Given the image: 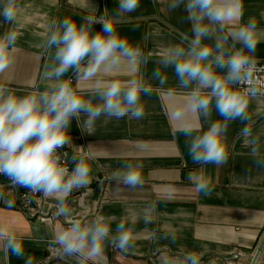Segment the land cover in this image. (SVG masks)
Instances as JSON below:
<instances>
[{
    "label": "clouds",
    "instance_id": "1",
    "mask_svg": "<svg viewBox=\"0 0 264 264\" xmlns=\"http://www.w3.org/2000/svg\"><path fill=\"white\" fill-rule=\"evenodd\" d=\"M139 5L140 0H118L114 12L105 9L99 16L87 14L80 24L71 16L53 20L42 45L51 62L42 73L43 88L18 95L19 90L0 83V175L13 188H25L57 202L58 215L66 219L68 226L56 231L52 242L62 258L74 257L77 264L94 261L106 245L124 253L135 249L141 233L150 231L145 228L137 232L136 223L143 220L147 225L155 221L158 203L175 198V189L169 185L156 194L155 202L138 212L125 210L121 217L97 216L85 223L68 219L71 212L67 198L74 190L90 184V162L95 159L92 152L82 153L72 146V120L91 133L101 118L107 123L124 117L141 120L145 116L142 96L151 94L152 84L144 74L127 80L111 78L124 61L133 65V73L140 72L139 66L146 67L152 55L133 48L117 28ZM182 5L190 35L185 33L179 43L160 47L150 79L163 87L168 82L166 70L174 69L178 89L185 96L182 114L190 118L179 133L185 137L193 163L202 166L188 172L187 180L196 193L209 196L213 186L203 174V166L222 167L227 163V131L231 122H247L239 138L243 147L249 149L254 164L264 168L261 136L249 126L250 104L258 105L256 115L264 108V91L252 82L257 64L254 54L257 44L264 40V29L258 27L254 16L241 23L243 0H167L169 11ZM18 7L17 0H0V18L10 25L0 34V74L12 66L18 51ZM96 23L103 28L93 34ZM89 82L93 87L85 89L83 85ZM166 92L175 95L177 87H169ZM213 108L221 119H212ZM204 122L208 124L206 130ZM66 146L71 147V155L62 151ZM70 164L74 165L71 170ZM144 168L140 158L122 159L112 170L111 179L116 181L117 189L124 185L129 190H142ZM165 238L173 242L176 239L171 233H166ZM24 240L14 235L0 239V251L8 264L10 255L24 257ZM185 260L186 264H195L191 253ZM25 264H34V257L28 256Z\"/></svg>",
    "mask_w": 264,
    "mask_h": 264
},
{
    "label": "crops",
    "instance_id": "2",
    "mask_svg": "<svg viewBox=\"0 0 264 264\" xmlns=\"http://www.w3.org/2000/svg\"><path fill=\"white\" fill-rule=\"evenodd\" d=\"M18 51L12 66L0 74V83H8L19 90L18 95L34 88H43L42 73L50 64L43 44L53 20L71 16L78 24L87 14L102 15L105 9L114 12L118 0H17ZM244 15L241 23L256 17L258 27L264 29V0H243ZM183 5L169 11L167 0H140L138 9L117 25L118 31L129 44L145 54L151 53L147 66L140 65V72L133 73V65L124 61L111 78L131 79L140 73L152 84L151 94L142 96L145 116L141 120H98L94 130H82L73 119L69 129L72 146L82 153L92 152L91 182L83 190H89L84 208L73 207L68 202L71 219L74 208L81 212L79 220L90 222L97 216L125 215V210L138 212L147 204L155 202L157 193L175 189V198L158 203L155 221L136 223L137 232H142L136 247L128 253L106 245L103 253L87 264H186L185 256L191 253L195 264H250L262 240H264V168L257 167L243 147L239 138L247 123L239 119L230 123L227 138L230 144L229 159L222 167L204 165L203 174L210 178L213 192L204 196L195 192L187 180V173L198 170L201 165L193 163L188 154L185 137L179 129L189 122L182 114L185 96L177 86L174 69H167L168 82L161 87L151 80L156 67L155 60L161 46L179 43L185 33L190 35V24L185 19ZM10 25L0 18V34ZM103 25L92 26L93 34L102 31ZM240 45H237L239 47ZM256 60L264 61V40L257 44ZM71 78V72L68 73ZM103 75V74H102ZM108 79V76H103ZM93 87L91 82L83 85ZM177 87L175 95L166 89ZM97 102V101H94ZM258 105L250 104L252 114L250 127L261 136V152L264 153V108L256 115ZM213 108L212 119H221ZM83 119V114H82ZM207 122L204 128L207 129ZM140 158L145 164V184L142 190H129L124 185L117 189L111 172L122 159ZM81 193L76 196L79 197ZM107 199L103 201V196ZM9 201L11 203H9ZM68 226L66 219L53 211L50 220L30 216L20 204L16 189L0 179V239L14 235L25 238L24 257L10 255L9 264H25L28 256L34 264H77L74 257H61L53 241L56 231ZM115 223L112 225L115 231ZM174 234L173 242L165 238ZM30 238V239H29ZM0 264H8L0 251ZM257 264H264V248Z\"/></svg>",
    "mask_w": 264,
    "mask_h": 264
},
{
    "label": "built area",
    "instance_id": "3",
    "mask_svg": "<svg viewBox=\"0 0 264 264\" xmlns=\"http://www.w3.org/2000/svg\"><path fill=\"white\" fill-rule=\"evenodd\" d=\"M256 70L254 72L252 82L256 83L258 87L264 91V61L263 60H256ZM62 151H68L69 155L72 154L71 147H65ZM74 167V165L70 164L69 168ZM0 179L4 181V184L10 186V182L8 179L2 175H0ZM17 190L18 199L20 201L21 207L32 217L41 218L44 220H50L53 217V211L58 212L57 202L53 199L44 198L41 194L36 193L32 194L25 188H13ZM81 192V195L77 197L76 193ZM89 195V190H82L81 188L78 190H74L71 195L67 198V203H72L73 207L84 208L87 214L84 216H88V205L85 203L86 197ZM107 199L106 195L103 196V201ZM75 215L71 219H79L81 212L74 208Z\"/></svg>",
    "mask_w": 264,
    "mask_h": 264
},
{
    "label": "water",
    "instance_id": "4",
    "mask_svg": "<svg viewBox=\"0 0 264 264\" xmlns=\"http://www.w3.org/2000/svg\"><path fill=\"white\" fill-rule=\"evenodd\" d=\"M263 239H264V238H263ZM263 248H264V240H262V242H261L259 248L257 249V252H256V254L254 255V257H253V259H252V261H251L250 264H257V262H258V260H259V257H260V255H261V253H262Z\"/></svg>",
    "mask_w": 264,
    "mask_h": 264
},
{
    "label": "rangeland",
    "instance_id": "5",
    "mask_svg": "<svg viewBox=\"0 0 264 264\" xmlns=\"http://www.w3.org/2000/svg\"><path fill=\"white\" fill-rule=\"evenodd\" d=\"M78 193H81V192L79 191V192H77L76 194H78Z\"/></svg>",
    "mask_w": 264,
    "mask_h": 264
}]
</instances>
